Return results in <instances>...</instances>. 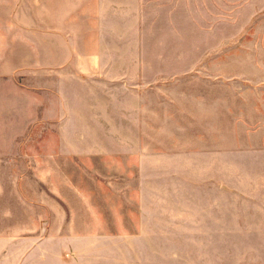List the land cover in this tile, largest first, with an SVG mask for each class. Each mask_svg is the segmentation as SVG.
Here are the masks:
<instances>
[{
    "label": "rangeland",
    "instance_id": "1",
    "mask_svg": "<svg viewBox=\"0 0 264 264\" xmlns=\"http://www.w3.org/2000/svg\"><path fill=\"white\" fill-rule=\"evenodd\" d=\"M251 2L156 0L154 13L160 32L169 26V13L189 14L186 24L193 44L200 13L206 14L208 28L216 18L224 27L238 13L246 17ZM246 34L247 30L237 38L223 37L219 47H213L214 41H208V47H138L136 68L128 75L142 80L129 85L143 94L144 177L127 155L112 156L105 163L95 158L91 165H79L75 157L77 168L70 156H64V172L75 179L79 192L64 177L61 196L57 201L51 197L48 213L40 212L44 182L34 171L23 180H0V241L26 236L39 241L45 229L38 222L47 214L49 220H62L61 227H47L45 234L47 251L56 249L58 264H264L261 230L232 216L249 204L247 194L264 192L263 183L248 175L252 165L240 162L243 158L236 153L253 135L260 141L254 124L264 120V47H241L240 40L249 38ZM255 40L264 44V35ZM202 97L210 113L205 133L214 139L217 132L223 151L222 162L207 164L206 170L199 163ZM45 137L49 134L32 128V142ZM216 170L223 234L212 242L200 235L199 208L205 202V183L215 179ZM75 234L78 245L71 242Z\"/></svg>",
    "mask_w": 264,
    "mask_h": 264
},
{
    "label": "crops",
    "instance_id": "2",
    "mask_svg": "<svg viewBox=\"0 0 264 264\" xmlns=\"http://www.w3.org/2000/svg\"><path fill=\"white\" fill-rule=\"evenodd\" d=\"M248 1L252 2L247 16L239 18L238 13L237 20L224 27L216 18L208 28L206 14L200 13L198 36L191 44L189 14L169 13V26L160 32L156 0H0V180H23L34 171L44 182L40 212L48 213L51 197L57 201L61 196L59 183L64 177L79 192L75 179L64 172V156H70L77 168V164H93L95 158L105 163L112 156L127 155L144 177L143 94L129 85L142 80L128 75L131 67L136 68L138 47H208V41L219 47L223 37L237 38L246 30L249 38L240 40L241 47H264L255 40L264 35V0ZM200 100L199 163L206 170L207 164L222 162L223 151L217 123L214 139L205 133L210 113L207 98ZM254 125L260 141L255 142L253 135L236 153L243 158L240 162L252 165L248 175L264 187V120ZM35 127L49 138L32 142ZM35 147L40 149L37 153L32 152ZM215 174L202 192L205 202L199 208V226L201 236L218 242L223 214L217 170ZM211 185L214 189L208 190ZM245 197L249 204L232 216L238 223L245 219L248 226H257L264 244V192ZM47 217L42 214L38 222L45 229L39 232V241L31 236L0 241V264H58L56 249L47 251L45 234L47 227H61L62 220ZM253 220L260 223L248 224ZM71 242L78 245V234Z\"/></svg>",
    "mask_w": 264,
    "mask_h": 264
}]
</instances>
